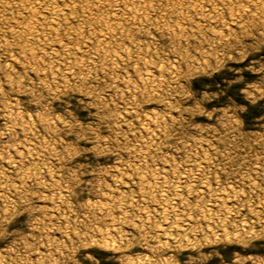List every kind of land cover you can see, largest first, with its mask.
Segmentation results:
<instances>
[{"label":"rangeland","instance_id":"374dc122","mask_svg":"<svg viewBox=\"0 0 264 264\" xmlns=\"http://www.w3.org/2000/svg\"><path fill=\"white\" fill-rule=\"evenodd\" d=\"M0 264H264V0H0Z\"/></svg>","mask_w":264,"mask_h":264}]
</instances>
